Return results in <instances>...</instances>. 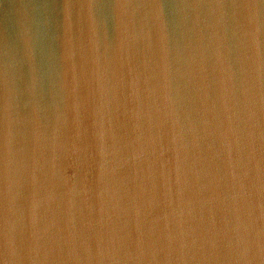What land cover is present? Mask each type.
<instances>
[{"label": "water", "instance_id": "obj_1", "mask_svg": "<svg viewBox=\"0 0 264 264\" xmlns=\"http://www.w3.org/2000/svg\"><path fill=\"white\" fill-rule=\"evenodd\" d=\"M0 264H264V0H0Z\"/></svg>", "mask_w": 264, "mask_h": 264}]
</instances>
